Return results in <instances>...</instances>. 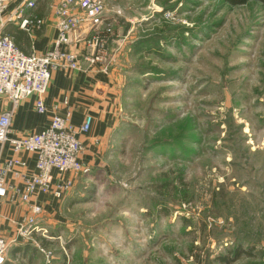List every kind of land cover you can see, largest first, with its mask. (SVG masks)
Returning a JSON list of instances; mask_svg holds the SVG:
<instances>
[{
    "label": "rangeland",
    "instance_id": "rangeland-1",
    "mask_svg": "<svg viewBox=\"0 0 264 264\" xmlns=\"http://www.w3.org/2000/svg\"><path fill=\"white\" fill-rule=\"evenodd\" d=\"M105 17L120 123L45 237L20 240L26 264H264V0H105Z\"/></svg>",
    "mask_w": 264,
    "mask_h": 264
},
{
    "label": "built area",
    "instance_id": "built-area-1",
    "mask_svg": "<svg viewBox=\"0 0 264 264\" xmlns=\"http://www.w3.org/2000/svg\"><path fill=\"white\" fill-rule=\"evenodd\" d=\"M11 0H0V28L11 22L19 30L29 33L40 30L44 22L32 11L35 0H20L9 10ZM54 18L56 38L53 49L44 54H24L11 38L0 33V97L7 100L10 109L0 114V144H8L13 154H32L35 156V173L22 174L26 165L18 158L0 164V204L6 199H14L28 206L25 217L15 223L17 234L30 239L31 234L45 230L38 227L43 210L30 204L37 195L50 194L60 200L74 186L75 180L88 176L90 168L81 162L83 146L77 138L78 133H87L91 117L86 116L79 129L70 125L69 115H54L49 126L43 131L14 138L11 137V118L18 105L30 96L35 97L34 107L38 114H44V97L51 76L56 71L91 73L93 70H108L109 46L113 43V31L105 17V0H47ZM84 43L85 53L77 55L67 50ZM17 170V171H15ZM56 173L54 182L53 173ZM12 174L23 184L17 190L6 181ZM8 243L0 237V264L6 263ZM44 255V263L51 264L50 254Z\"/></svg>",
    "mask_w": 264,
    "mask_h": 264
},
{
    "label": "crops",
    "instance_id": "crops-1",
    "mask_svg": "<svg viewBox=\"0 0 264 264\" xmlns=\"http://www.w3.org/2000/svg\"><path fill=\"white\" fill-rule=\"evenodd\" d=\"M19 1L11 0L8 9L12 10ZM32 11L44 22L40 30L26 33L19 30L16 24L9 22L0 28V33L9 36L24 54H44L51 51L54 46L56 38L54 18L47 0H35V7ZM66 49L81 55L85 53L87 47L81 43ZM116 80L114 71L111 69H108L106 73L98 70H93L91 73L54 72L44 97L45 113L36 112L35 97L30 96L22 101L14 110L11 118V137L20 138L43 131L49 126L54 115L65 117L68 114L70 125L78 130L85 117L90 116L89 131L84 134L77 132V138L83 146L81 162L91 169L97 162L105 159L106 151L111 144V137L120 123L122 108L119 103L118 87L115 86ZM9 109L10 105L7 100L0 97V114ZM13 158H18L25 163L26 167L22 174L30 176L35 173L34 155L26 153L15 155L8 144H0V164ZM53 177V183H57L55 172ZM6 181L17 190L23 189L22 182L13 179L11 173L7 175ZM13 198L12 200L6 199L0 204V237L7 241L9 247L12 244V246L19 245L20 240L23 239L17 234L15 223L25 217L28 212L27 205L18 201L16 197ZM58 201L48 194L34 196L29 203L40 206L44 212ZM17 247L21 248H14L9 256L6 255L5 264L29 262L27 250L22 245Z\"/></svg>",
    "mask_w": 264,
    "mask_h": 264
},
{
    "label": "trees",
    "instance_id": "trees-1",
    "mask_svg": "<svg viewBox=\"0 0 264 264\" xmlns=\"http://www.w3.org/2000/svg\"><path fill=\"white\" fill-rule=\"evenodd\" d=\"M225 1L226 3L229 2V4L231 5H239V4H243L246 0H225Z\"/></svg>",
    "mask_w": 264,
    "mask_h": 264
}]
</instances>
